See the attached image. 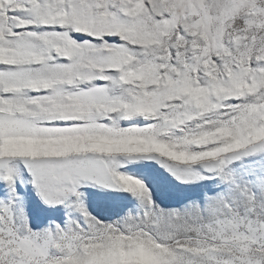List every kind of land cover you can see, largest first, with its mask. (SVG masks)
Masks as SVG:
<instances>
[{
	"label": "snow or ice",
	"instance_id": "6c2138e0",
	"mask_svg": "<svg viewBox=\"0 0 264 264\" xmlns=\"http://www.w3.org/2000/svg\"><path fill=\"white\" fill-rule=\"evenodd\" d=\"M0 264H264V0H0Z\"/></svg>",
	"mask_w": 264,
	"mask_h": 264
}]
</instances>
